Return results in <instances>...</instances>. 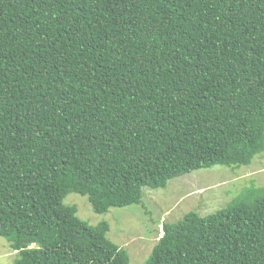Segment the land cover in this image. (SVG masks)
<instances>
[{"label":"trees","instance_id":"16d2710c","mask_svg":"<svg viewBox=\"0 0 264 264\" xmlns=\"http://www.w3.org/2000/svg\"><path fill=\"white\" fill-rule=\"evenodd\" d=\"M264 150V0H0V237L12 264H130L91 209ZM143 264H264V186L162 223Z\"/></svg>","mask_w":264,"mask_h":264},{"label":"rangeland","instance_id":"374dc122","mask_svg":"<svg viewBox=\"0 0 264 264\" xmlns=\"http://www.w3.org/2000/svg\"><path fill=\"white\" fill-rule=\"evenodd\" d=\"M263 186L264 150L248 165H214L170 179L163 188L144 187L141 203L111 207L106 213H95L86 197L76 193H69L63 202L75 205L79 217L89 224L107 221V237L127 250L130 264H143L159 236L162 220L176 222L190 210L199 215L215 212L238 194ZM15 258V251L0 237V264H12Z\"/></svg>","mask_w":264,"mask_h":264},{"label":"clouds","instance_id":"9594fccd","mask_svg":"<svg viewBox=\"0 0 264 264\" xmlns=\"http://www.w3.org/2000/svg\"><path fill=\"white\" fill-rule=\"evenodd\" d=\"M162 223H163V220H162L161 222H159V224H158L159 226H161V227H160V228H161V229H160V235H161V230H162Z\"/></svg>","mask_w":264,"mask_h":264}]
</instances>
